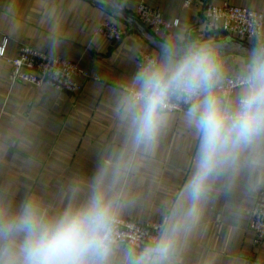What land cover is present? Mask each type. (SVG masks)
Wrapping results in <instances>:
<instances>
[{"label":"clouds","instance_id":"clouds-1","mask_svg":"<svg viewBox=\"0 0 264 264\" xmlns=\"http://www.w3.org/2000/svg\"><path fill=\"white\" fill-rule=\"evenodd\" d=\"M112 91L118 143L61 203L0 186V264H184L210 203L238 221L264 196V36L230 70L212 39L173 35ZM177 121L193 142L187 173L154 232L129 241L137 178Z\"/></svg>","mask_w":264,"mask_h":264},{"label":"crops","instance_id":"crops-1","mask_svg":"<svg viewBox=\"0 0 264 264\" xmlns=\"http://www.w3.org/2000/svg\"><path fill=\"white\" fill-rule=\"evenodd\" d=\"M108 1L132 14L142 3L160 7L166 20L179 22L173 35L189 39L227 37L220 23L206 19L207 3L230 4L264 15V0H192L189 6L186 0ZM105 19L128 31L121 42L114 44L96 34ZM4 36L9 42L6 57H0V186L11 184L17 196L30 191L59 204L71 181L91 176L101 153L118 143L112 90L135 71L140 50L152 53L156 47L89 0H0V42ZM257 40L248 43L255 45ZM19 43L69 58L100 75L102 81L84 83L79 95L47 85L12 83L7 58L18 54ZM242 57L223 59L235 70ZM192 149L190 135L177 121L155 157L142 167L136 181L141 200L123 218L159 221V206L185 178ZM255 202L238 221L223 200L210 203L190 238L184 264H264V242H255L249 225Z\"/></svg>","mask_w":264,"mask_h":264},{"label":"built area","instance_id":"built-area-1","mask_svg":"<svg viewBox=\"0 0 264 264\" xmlns=\"http://www.w3.org/2000/svg\"><path fill=\"white\" fill-rule=\"evenodd\" d=\"M192 0H186L189 6ZM154 34H164L172 37L173 29L178 27V21H168L164 18L160 7L142 3L134 13ZM207 20L220 23L227 36L243 42L258 39L264 35V15L262 12L238 7L230 4L221 6L207 3L204 7ZM96 34L102 35L114 44L119 43L128 31L119 24L105 19L97 27ZM8 37H2L0 42V57H6ZM150 53L140 50L137 64ZM11 65L10 80L12 83H30L36 86L47 85L60 91L79 95L84 89V83L94 80L102 81L98 74L84 70L79 64L69 58L54 56L42 52L27 43H19L18 54L7 58ZM83 79L84 82L80 81ZM159 221H139L132 218H122L121 229L129 241L137 242L141 236L154 232ZM250 228L255 233V242H264V196L256 199L250 211Z\"/></svg>","mask_w":264,"mask_h":264},{"label":"water","instance_id":"water-1","mask_svg":"<svg viewBox=\"0 0 264 264\" xmlns=\"http://www.w3.org/2000/svg\"><path fill=\"white\" fill-rule=\"evenodd\" d=\"M96 3L109 11L116 18L126 22L130 25L131 31H137L146 41L154 47L162 40L154 34L135 14L128 13L124 9L118 7L108 0H89ZM220 45L222 56L238 55L243 56L246 49L252 47L248 42L240 41L234 37L227 36L226 38L214 41Z\"/></svg>","mask_w":264,"mask_h":264}]
</instances>
